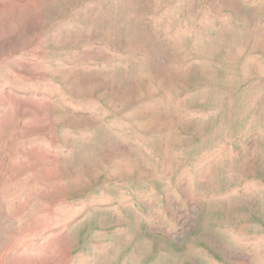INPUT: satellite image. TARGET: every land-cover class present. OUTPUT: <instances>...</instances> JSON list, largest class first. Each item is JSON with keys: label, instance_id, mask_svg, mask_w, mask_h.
Masks as SVG:
<instances>
[{"label": "rangeland", "instance_id": "rangeland-1", "mask_svg": "<svg viewBox=\"0 0 264 264\" xmlns=\"http://www.w3.org/2000/svg\"><path fill=\"white\" fill-rule=\"evenodd\" d=\"M0 264H264V0H0Z\"/></svg>", "mask_w": 264, "mask_h": 264}]
</instances>
